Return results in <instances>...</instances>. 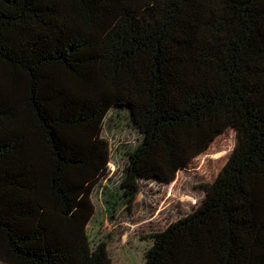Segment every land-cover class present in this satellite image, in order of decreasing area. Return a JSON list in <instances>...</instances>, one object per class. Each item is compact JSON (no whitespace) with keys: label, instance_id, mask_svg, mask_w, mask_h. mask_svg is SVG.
<instances>
[{"label":"trees","instance_id":"16d2710c","mask_svg":"<svg viewBox=\"0 0 264 264\" xmlns=\"http://www.w3.org/2000/svg\"><path fill=\"white\" fill-rule=\"evenodd\" d=\"M118 106L129 201L236 134L144 264H264V0H0V264H113L88 224Z\"/></svg>","mask_w":264,"mask_h":264},{"label":"rangeland","instance_id":"374dc122","mask_svg":"<svg viewBox=\"0 0 264 264\" xmlns=\"http://www.w3.org/2000/svg\"><path fill=\"white\" fill-rule=\"evenodd\" d=\"M102 137L109 143L110 160L108 173L92 191L95 213L88 233L95 244L101 240L108 243L113 264H144L153 234L197 208L205 197V184L214 179L236 141L235 131L227 130L173 182L140 178L136 198L129 201L120 182L128 153L143 138L131 121L129 108L110 109Z\"/></svg>","mask_w":264,"mask_h":264}]
</instances>
